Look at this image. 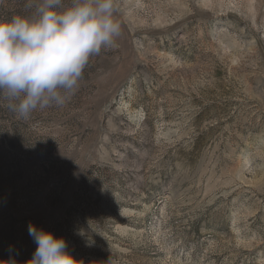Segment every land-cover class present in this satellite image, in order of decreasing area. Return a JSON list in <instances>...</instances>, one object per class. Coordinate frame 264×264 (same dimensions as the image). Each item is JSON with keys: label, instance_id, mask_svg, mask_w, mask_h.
<instances>
[{"label": "rangeland", "instance_id": "obj_1", "mask_svg": "<svg viewBox=\"0 0 264 264\" xmlns=\"http://www.w3.org/2000/svg\"><path fill=\"white\" fill-rule=\"evenodd\" d=\"M115 16L63 106L0 104V264L32 258L29 224L80 264H264V0Z\"/></svg>", "mask_w": 264, "mask_h": 264}, {"label": "clouds", "instance_id": "obj_2", "mask_svg": "<svg viewBox=\"0 0 264 264\" xmlns=\"http://www.w3.org/2000/svg\"><path fill=\"white\" fill-rule=\"evenodd\" d=\"M23 9L0 17V104L28 120L75 94L90 59L118 47L121 24L115 0H24ZM28 233L27 264H80L62 237L31 224Z\"/></svg>", "mask_w": 264, "mask_h": 264}]
</instances>
